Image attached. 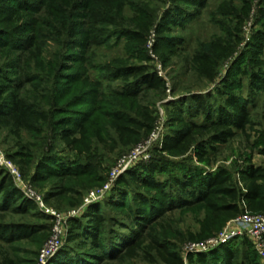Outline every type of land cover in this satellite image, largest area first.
<instances>
[{
    "label": "rangeland",
    "instance_id": "rangeland-1",
    "mask_svg": "<svg viewBox=\"0 0 264 264\" xmlns=\"http://www.w3.org/2000/svg\"><path fill=\"white\" fill-rule=\"evenodd\" d=\"M263 2L0 0V82L41 107L50 121L33 131L0 122V152L20 179L0 166V188L12 181V189L22 195L15 204L0 195V226L31 232L26 239L0 233V264H42V252L56 231L45 264H163L152 252L154 239L175 249L185 264H194L198 254L209 258L224 245L241 247L246 235L215 242L231 222L201 239L205 213L199 205L191 200L164 209L155 189L143 184L142 168L151 162L166 168L160 182L187 169L198 174L226 170L242 188V173L264 167V93L251 82L254 74L264 72V51L258 65L247 61L254 39L264 37ZM166 16L177 24L164 23ZM147 23L145 43L134 42L133 32L141 33L140 25ZM197 55L210 58L212 78L202 75ZM237 68L248 72L234 76L233 91L250 102L246 130L216 147L203 163L193 149L164 152V140L183 126L176 108L196 96L213 107L220 104L224 99L218 91ZM131 70L158 74L164 88L137 85L134 78L128 80ZM10 102L6 95L0 108ZM114 113L136 120L127 136L116 132ZM58 121L85 130L79 145L62 140L52 125ZM202 121V116L193 119ZM139 146L140 154L129 161ZM25 201L30 208L21 205ZM97 213L102 217L94 223ZM246 215L258 214L240 217ZM74 222L81 224L74 229L77 236L72 235Z\"/></svg>",
    "mask_w": 264,
    "mask_h": 264
},
{
    "label": "trees",
    "instance_id": "trees-1",
    "mask_svg": "<svg viewBox=\"0 0 264 264\" xmlns=\"http://www.w3.org/2000/svg\"><path fill=\"white\" fill-rule=\"evenodd\" d=\"M264 3V2H263ZM264 5V4H263ZM260 15L264 20V8L261 9ZM176 25L177 22L166 16L164 23ZM148 23L140 25L141 33L133 32L132 40L136 43H145L143 32L149 29ZM167 28V26H164ZM158 33L160 30L158 29ZM143 35V36H142ZM264 51V37L258 36L252 43L249 50L248 64L258 65V58ZM195 63L202 66V75L212 78L214 69L208 55H197ZM248 67V66H246ZM260 67V65H259ZM258 67V68H259ZM260 67L259 69H261ZM240 72L247 75L245 69L230 70L222 84V89L218 91L223 102L215 107L202 96L193 97L190 101L185 100L186 107L176 108L175 117L183 126L181 129L164 140L163 151H181L183 154L192 149L195 150L198 161L203 163L209 153H215L216 147L223 146L235 138L237 132H243L250 124V113L248 100L238 99L233 91L235 86V75ZM128 80L134 78L137 85H141L148 90H162L164 81L156 73H143L138 70H131L127 76ZM139 77V79H137ZM1 79V78H0ZM252 85L255 91L264 93V72L260 70L252 76ZM0 82V103L6 95L10 97V105L0 108V122H7L6 125H13L16 129L33 131L40 122H50L46 112L39 106H33L27 100L19 98L10 89L3 86ZM184 104V105H185ZM186 114V116H184ZM202 116V123H194L193 119ZM182 117V118H181ZM112 124L116 132L125 137L129 134L130 129L137 122L136 120L120 113L111 115ZM53 128L57 134L61 135L64 142L77 146L81 143L85 130L78 125L68 124L62 121L53 123ZM80 134V139L73 138ZM78 168H83L90 173V167H84L81 164ZM43 169V167L41 168ZM166 168L158 166L151 162L142 168L145 175L143 184L152 187L159 194L158 201L164 209L171 210L183 204H190L191 200L199 205L200 211L205 213L201 224V239L210 237L218 232L225 224L234 221L244 213L261 214L264 213V167L249 168L241 174L243 187L239 188L233 182L232 177L226 170H218L215 173L203 174L187 169L170 174L171 178L166 182H160L158 177L166 173ZM85 172V171H84ZM42 176V175H40ZM8 188L0 189V195L6 199L22 200L19 190L12 189L14 186L9 181ZM190 198V199H189ZM22 206L30 208V203L25 201ZM94 223L100 220L102 216L98 213L94 216ZM92 223L93 226H97ZM81 224L74 222L72 224V235L80 233L74 229H80ZM2 236L28 238L31 232L26 227L0 226ZM138 238V237H137ZM81 242L82 240H78ZM242 248L240 246L230 247L224 245L212 252L207 258L202 254L195 257L194 264H261L259 256L248 239H242ZM141 241L139 242V247ZM151 247L152 252L163 264H185L183 258L175 249L167 248L161 241L153 240ZM131 249V248H130ZM129 250V249H128ZM193 261V257L190 256Z\"/></svg>",
    "mask_w": 264,
    "mask_h": 264
},
{
    "label": "built area",
    "instance_id": "built-area-1",
    "mask_svg": "<svg viewBox=\"0 0 264 264\" xmlns=\"http://www.w3.org/2000/svg\"><path fill=\"white\" fill-rule=\"evenodd\" d=\"M142 150V146L137 147L132 153L131 156L127 157L129 161H132L140 154ZM125 160L121 161L117 168L113 171L112 176H116L119 172L120 167H122V163L124 164ZM0 166L5 167L11 171L13 176L17 178L19 181V173L14 168L13 164L6 160L4 155L0 152ZM58 235V231L55 232L54 238H52L45 246V249L41 255V263L45 264V260L49 258L52 249L54 248V241ZM246 235L247 238L253 244L254 249L256 250L261 264H264V213L258 215H246L242 216L234 221H231L227 230H225L220 238L215 240L216 243L227 242L228 240L234 237H240Z\"/></svg>",
    "mask_w": 264,
    "mask_h": 264
}]
</instances>
